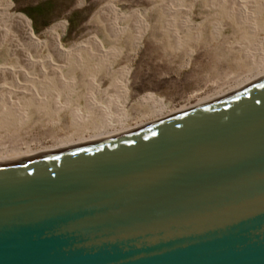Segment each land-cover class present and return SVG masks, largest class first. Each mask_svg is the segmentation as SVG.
Here are the masks:
<instances>
[{
	"label": "water",
	"instance_id": "obj_1",
	"mask_svg": "<svg viewBox=\"0 0 264 264\" xmlns=\"http://www.w3.org/2000/svg\"><path fill=\"white\" fill-rule=\"evenodd\" d=\"M0 264H264V77L0 164Z\"/></svg>",
	"mask_w": 264,
	"mask_h": 264
},
{
	"label": "bare ground",
	"instance_id": "obj_2",
	"mask_svg": "<svg viewBox=\"0 0 264 264\" xmlns=\"http://www.w3.org/2000/svg\"><path fill=\"white\" fill-rule=\"evenodd\" d=\"M7 3L8 0H0V16L4 20L7 19L9 21L7 26L18 28V33L12 36L17 42L15 49L17 48L18 50L15 53L17 57L16 63L12 65L0 63V117L11 114L10 111L19 109L21 104L38 109V111H41L40 109H44V107H48V105H53V109L55 108L58 115L62 113L61 116L67 122L65 123L66 127L81 128L84 132H90L91 130L92 134L86 137L82 134L76 139L69 138L51 149L38 151L17 150L16 152L12 151L10 154L5 153L0 155V164L88 144L140 129L226 96L264 77V56H261V61L259 60L260 58L256 59L261 54L256 56L258 52H251L246 43L245 47L239 42L238 44L235 43L237 45L231 43L232 45L227 46V51H224L226 47L223 48V45L218 46L217 44L215 47L211 46L210 48L213 49L214 56L217 52V55L220 56V58L211 56L213 57L212 67L218 70L221 67V57L225 60V56L223 55L224 52H227L230 55L233 54L232 56L235 55L240 59L239 61L242 59L250 62L248 64V66L250 65L249 73L246 71L248 75L237 79L233 84L225 88H220L210 96L203 97L195 105L173 109L166 116L161 115L162 103L159 99L143 95L131 105L138 111H136L139 114L138 119L135 120L132 126H126L118 130L116 127L123 118V106L126 96L125 87L129 76L130 60L133 59V56H136L135 54L141 46V41L144 39L143 37L147 31L146 27L141 31L129 33L126 28H120L127 20L126 16L111 8L109 11L111 21L109 20L110 23H108L110 25L108 29L102 32V41L88 38L81 43L65 48L60 45V39L55 33L58 27L61 32L65 29L64 23L56 24L48 29L45 32L47 36L46 40L39 42L32 34L30 24L26 20L21 17L12 18L5 13ZM162 11L170 13L171 16L163 19V26L161 25L163 29L159 33H156V30H151L149 37L156 44L160 45L162 50L169 48L172 52L184 50L183 45H185V41H194V43H202L203 45L205 43L207 44L206 47H208V44L212 42L207 43L208 38H211V40L218 39L219 35L222 36L221 33L224 31L227 34L231 32L232 35L235 33L240 34L245 40H247V37H249L248 39H252V35H262L264 27V22H261V25L258 23L261 19H264V0H169L167 6ZM162 11L160 10V12ZM194 16L198 19L200 18L201 22H193L191 19ZM213 17H220L219 21L224 19L226 25L224 23L222 25L221 22L215 23L214 19V21H211ZM169 27L172 28L170 29ZM189 37L193 40L189 41ZM224 37L227 38L226 36ZM239 40L243 41L241 38ZM122 41H125L124 45H121ZM104 42L111 43V47L109 45L102 46ZM112 43L113 45L118 44L119 47L113 46ZM255 44L257 45V43ZM144 48L145 52L149 51V54L157 50L152 48L148 42H145ZM165 55L167 57V54ZM188 56L190 57V53L186 55L187 58H189ZM184 57L185 55L182 56L183 59ZM176 58L180 60L181 56ZM121 59L126 61L125 64L115 68ZM233 59L231 63H234ZM170 64L168 63V65ZM104 80H107L108 85L102 89L100 85ZM50 89L56 91V93H53L54 97L55 95L56 97L53 99L52 104H50L49 95H47ZM64 91L72 94V96H76L77 102L75 106L70 104L71 101L69 103L67 100L60 101L61 93ZM67 96L70 98V95ZM69 98L67 99L69 100ZM61 119L59 117L56 122L59 123Z\"/></svg>",
	"mask_w": 264,
	"mask_h": 264
},
{
	"label": "rangeland",
	"instance_id": "obj_3",
	"mask_svg": "<svg viewBox=\"0 0 264 264\" xmlns=\"http://www.w3.org/2000/svg\"><path fill=\"white\" fill-rule=\"evenodd\" d=\"M168 1L169 0H8L5 13L12 18L21 17L26 20L30 24L32 34L39 42L46 40L47 36L45 32L48 29L56 24L64 23L65 29L61 32L58 27L55 33L60 39V45L65 48L73 44L81 43L88 38L101 40L102 32L108 29L110 25L108 23L111 21L109 12L111 8L119 11L123 16H126L127 20L120 28H126L129 33L141 31L146 27L147 31L142 41L148 42L152 48L157 50L150 54L149 51L145 52V42L143 43L141 41V46L138 48L135 54L136 56H133V59L130 60L128 69L129 76L125 87L126 96L123 106V118L116 127V129L119 130L126 126H132L135 120L138 119V111L131 105L143 95L159 99L162 103L161 115L166 116L169 111L195 105L198 100L203 97L210 96L220 88H225L233 84L237 79H241L243 76L248 75L247 73H249L248 70L250 67L248 64L250 62L242 59L239 61V58L227 52H224L223 55L225 56V60L221 57V67H219L218 70L212 67V58L215 56L216 58H220V56L217 55L218 52L214 56V51L210 48L211 46L215 47L217 44L218 46L223 45V48L226 47L224 51H227V46L232 44L237 45L239 42L244 45L243 47L247 44L246 46L249 47L251 52H258L256 56L261 54L260 57L258 56L256 59L260 58L259 60L261 61L264 56V27L262 35H252V39H248L249 37H247V40H245L240 34L235 33L232 35L231 32L227 34V32L224 31L221 33L222 36L219 35L218 39L211 40V38H208L207 43L212 41L211 44H208V47H206L207 44L205 43L203 45L202 43L192 42L191 40L193 39L189 37V41L191 42L185 41V45H183L185 49L181 50V52H172L169 48H164L165 50H162L160 45L156 44L154 40H151L149 34L151 30H156L155 32L159 33L163 29V19L171 16L170 13L162 11L167 6ZM160 10L164 12V15ZM157 17L159 18L157 19ZM0 18V63L12 65L17 61L15 53H17L18 50L17 48L15 49L17 42L12 36L18 33V28L7 26L9 21L7 19L4 20L1 16ZM219 19L220 17H213L211 21L215 23L221 22L222 25L223 23L226 25L224 19L221 21H219ZM191 20L195 23L201 22V19L195 16ZM214 22L212 23L215 24ZM261 22H264V19H261L258 23L261 25ZM140 24L142 25L140 26ZM169 28L171 29L172 27ZM215 37L217 36L215 35ZM240 38L244 43L239 40ZM226 41H229V43ZM124 43L125 41H122L121 45H124ZM108 45L111 47V43L108 44L104 42L102 44V46ZM113 46L119 47L118 44ZM185 52L187 54L190 53V57L188 56L189 58L186 57L187 54ZM165 54H167V57ZM177 55L181 56L180 60L176 58L178 57ZM184 55L185 57L183 59L182 56ZM231 57L232 59L234 58V63H231L233 62ZM125 62L124 59H121L115 68L125 64ZM168 63L171 64L168 65ZM107 83V80H104L100 87L102 89L105 88V86L108 85ZM50 90V92H47V95H49L48 98L50 99V104H52L53 99L56 97V95L54 97L53 93H56V91L53 89ZM66 93L65 91L61 93L60 101L63 102L67 100L68 103L71 101L72 103L70 102V104L75 106L77 102L76 96ZM67 95H70V98ZM67 98H69V100ZM44 109L38 111V109L21 104L19 109L10 111L11 114L0 117V155L5 153L10 154L12 151L16 152L17 150L38 151L51 149L69 138L76 139L82 134L85 137L92 134L91 130L90 132H84L81 128L75 129L66 127L65 123L67 122H65L64 117L61 116L62 113L58 115L55 108L53 109V105H48V107H44ZM24 117L25 119H23ZM59 117L62 119L57 123L56 121ZM128 117H130V119H128Z\"/></svg>",
	"mask_w": 264,
	"mask_h": 264
}]
</instances>
